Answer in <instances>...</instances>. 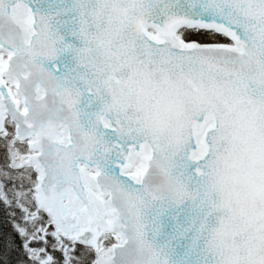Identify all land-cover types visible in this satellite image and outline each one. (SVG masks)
Listing matches in <instances>:
<instances>
[{
  "label": "snow or ice",
  "instance_id": "1",
  "mask_svg": "<svg viewBox=\"0 0 264 264\" xmlns=\"http://www.w3.org/2000/svg\"><path fill=\"white\" fill-rule=\"evenodd\" d=\"M0 264H264V0H0Z\"/></svg>",
  "mask_w": 264,
  "mask_h": 264
}]
</instances>
